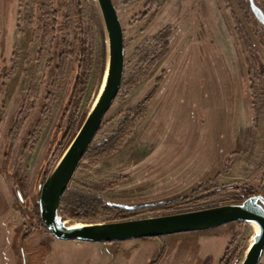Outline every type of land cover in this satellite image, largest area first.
<instances>
[{
  "label": "rangeland",
  "instance_id": "rangeland-1",
  "mask_svg": "<svg viewBox=\"0 0 264 264\" xmlns=\"http://www.w3.org/2000/svg\"><path fill=\"white\" fill-rule=\"evenodd\" d=\"M112 1L124 33L122 82L140 47L167 25L173 32L170 48L128 94L116 97L90 146L104 142L148 98L142 119L109 155L81 160L68 188L126 208L172 201L201 186L220 188L177 209L187 211L230 204L239 195L236 186L258 188L264 177V80L247 68L236 32L243 28L252 49L247 54L264 71V29L249 12L248 0H227V5L159 0L162 7L147 25L140 16L147 0ZM39 2L0 0V264H146L151 257L144 258L145 253L159 248L169 264H220L223 257L241 264L256 232L243 222L110 243L58 240L41 226L34 204L37 186L63 154L62 117L78 67L74 1L47 0V22ZM77 2L90 49L80 118L101 90L103 26L96 0ZM255 2L264 11V0ZM56 11L57 22L66 28L63 54L58 43L63 35L52 29ZM153 216L148 212L134 219ZM65 221L116 222L105 213L95 221ZM259 264H264V251Z\"/></svg>",
  "mask_w": 264,
  "mask_h": 264
},
{
  "label": "water",
  "instance_id": "water-1",
  "mask_svg": "<svg viewBox=\"0 0 264 264\" xmlns=\"http://www.w3.org/2000/svg\"><path fill=\"white\" fill-rule=\"evenodd\" d=\"M248 1L253 16L264 29V11L254 0ZM96 4L106 44L103 82L97 100L75 137L45 180L41 178L38 183L36 201L42 226L58 240L120 242L203 231L231 222H243L254 225L257 232L253 235L241 264H259L264 251V196L261 194L250 196L240 203L200 210L116 222L73 224L71 227L59 214L62 195L122 84L125 63L122 24L112 0H96ZM15 192L18 199L23 202L18 187L15 188Z\"/></svg>",
  "mask_w": 264,
  "mask_h": 264
},
{
  "label": "trees",
  "instance_id": "trees-1",
  "mask_svg": "<svg viewBox=\"0 0 264 264\" xmlns=\"http://www.w3.org/2000/svg\"><path fill=\"white\" fill-rule=\"evenodd\" d=\"M46 1L47 0H40L39 10L41 11V14L44 16L47 22L48 10H47ZM73 1H74V15L76 18V36L74 37V39H76L77 42V50L74 60L78 67V74L76 75L73 83V88L70 94V98L68 100V108L65 109L62 117V123L64 122V129L62 131L60 144H59L60 146H62V152L65 151V149L68 147L70 142L73 140V138L75 137L77 131L81 127L87 115L86 114L85 116H81L80 118H77V112L81 102V98L84 94L88 82L89 65H90V49L86 47L85 40L83 38L84 30H83L82 11L80 9V5L77 2V0H73ZM132 1L137 2L142 0H127L126 3ZM158 1L159 0H147L149 4L145 5L146 11H142L140 13L142 19L147 18L145 23L146 25L151 22V20L157 15L160 8L162 7V4H160ZM222 1L224 4L226 5L228 4L227 0H222ZM248 10L250 12V7L248 8ZM58 16H59L58 12L55 13V16L53 18L54 25L52 26L54 28L52 29L55 30L56 33L59 32L63 35V37L60 38L58 42L60 46L61 54H63V51L65 50V47L67 45V39L64 38L66 34V28L65 25L59 24L57 22ZM98 24L100 26L99 22ZM100 31L102 33V38H103L102 52H101L102 54L101 69L102 72L104 73L106 51L104 44L103 29L101 28ZM172 33L173 32L171 26L167 25L162 30H160L157 35L153 37L152 39L153 42L151 41V39H147L144 42V45L139 49L140 51L139 56L134 66L130 68V70H128L127 73L124 75V79L121 84L118 95H120L122 92L128 94L129 90L136 84L137 79H140L141 77L144 78L151 70L153 64L157 60L163 59L168 54ZM236 35L240 42L241 50L244 52L247 68L249 69L250 67H252L256 77L258 79L262 78L264 80V71H261L260 69L261 66H259V64L257 63V58L252 53H250V55L247 54L249 51H252V49H249L251 47L250 40L244 34L243 28L237 27ZM64 60H65L64 55H61L60 63L61 64L64 63ZM251 62H253L252 65H250ZM160 80L161 78H159L157 81ZM254 97L255 95L252 97L253 105L255 104ZM147 102H148V98H146L145 101L136 110L128 112L127 115H125V117L121 120V122H119L117 127L104 142L89 147L88 151L86 152L82 160H86V159L93 160L104 155H109L114 149H116V146H118L120 142L123 141L124 137L129 133L132 125L135 122L141 120L142 117L144 116ZM229 166H226V169H228ZM44 179L45 177L43 178V180ZM229 189H233V188L231 187ZM234 189L237 190V193L239 195L235 197L231 203H240L250 196L263 194L264 177H263V183L258 188L247 187V186L245 187L236 186L234 187ZM218 191H220V188H217L215 184L209 187L201 186L198 189L194 190L190 195L179 197L172 201L161 202L146 206L126 208L121 205L108 204L101 200L99 201V199L96 198V196L94 195L88 196L74 189L67 188L61 198L59 214L62 216L63 219L69 218L74 220H89V221H95L101 213L109 214L112 221L131 220L136 217H140L148 212H153L157 216L169 215V214L186 212L187 210H177V209L183 205H188L195 201L214 196ZM34 204L35 207L38 208L37 202ZM37 216L38 219L40 220L38 212H37ZM45 231L47 230L45 229ZM229 263L230 261L226 260V257H223L221 259L220 264H229Z\"/></svg>",
  "mask_w": 264,
  "mask_h": 264
},
{
  "label": "flooded vegetation",
  "instance_id": "flooded-vegetation-1",
  "mask_svg": "<svg viewBox=\"0 0 264 264\" xmlns=\"http://www.w3.org/2000/svg\"><path fill=\"white\" fill-rule=\"evenodd\" d=\"M255 1V0H254ZM249 3V1H248ZM256 3V2H255ZM250 7V6H249ZM255 18V17H254ZM48 232V231H47ZM49 233V232H48ZM50 234V233H49ZM51 235V234H50ZM110 243V242H109ZM154 252H147L145 253V255L143 256L144 258L146 257H151L150 259L146 260L147 263L146 264H164L167 261V254L163 251V248H159L155 254H152ZM169 264V262L167 263Z\"/></svg>",
  "mask_w": 264,
  "mask_h": 264
},
{
  "label": "bare ground",
  "instance_id": "bare-ground-1",
  "mask_svg": "<svg viewBox=\"0 0 264 264\" xmlns=\"http://www.w3.org/2000/svg\"><path fill=\"white\" fill-rule=\"evenodd\" d=\"M67 224V223H66ZM68 225V224H67ZM69 227H71V226H73V224H71V225H68ZM256 228V227H255ZM256 232H257V229H256Z\"/></svg>",
  "mask_w": 264,
  "mask_h": 264
}]
</instances>
